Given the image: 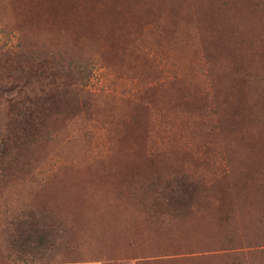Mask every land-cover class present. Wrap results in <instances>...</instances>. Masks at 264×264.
Here are the masks:
<instances>
[{"label":"rangeland","instance_id":"rangeland-1","mask_svg":"<svg viewBox=\"0 0 264 264\" xmlns=\"http://www.w3.org/2000/svg\"><path fill=\"white\" fill-rule=\"evenodd\" d=\"M0 264H264V0H0Z\"/></svg>","mask_w":264,"mask_h":264},{"label":"bare ground","instance_id":"bare-ground-1","mask_svg":"<svg viewBox=\"0 0 264 264\" xmlns=\"http://www.w3.org/2000/svg\"><path fill=\"white\" fill-rule=\"evenodd\" d=\"M92 28H93V27H92ZM96 29H97V28H96ZM90 30H91V28H90ZM99 30H100V28L98 29V33H99ZM92 31H93V29L91 30V32H92ZM96 31H97V30H96ZM96 31H95V32H96Z\"/></svg>","mask_w":264,"mask_h":264}]
</instances>
